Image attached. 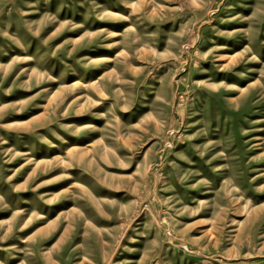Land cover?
Returning a JSON list of instances; mask_svg holds the SVG:
<instances>
[{
	"label": "rangeland",
	"instance_id": "rangeland-1",
	"mask_svg": "<svg viewBox=\"0 0 264 264\" xmlns=\"http://www.w3.org/2000/svg\"><path fill=\"white\" fill-rule=\"evenodd\" d=\"M0 264H264V0H0Z\"/></svg>",
	"mask_w": 264,
	"mask_h": 264
}]
</instances>
